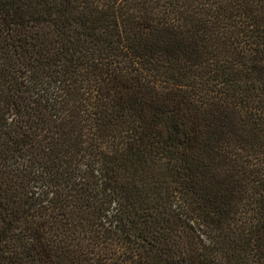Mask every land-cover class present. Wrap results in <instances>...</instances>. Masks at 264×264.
<instances>
[{"label":"trees","instance_id":"16d2710c","mask_svg":"<svg viewBox=\"0 0 264 264\" xmlns=\"http://www.w3.org/2000/svg\"><path fill=\"white\" fill-rule=\"evenodd\" d=\"M0 264H264V0H0Z\"/></svg>","mask_w":264,"mask_h":264}]
</instances>
